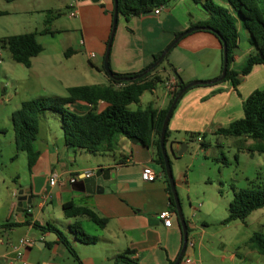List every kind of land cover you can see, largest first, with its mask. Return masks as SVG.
<instances>
[{
	"label": "crops",
	"instance_id": "1",
	"mask_svg": "<svg viewBox=\"0 0 264 264\" xmlns=\"http://www.w3.org/2000/svg\"><path fill=\"white\" fill-rule=\"evenodd\" d=\"M16 1L8 3L14 4ZM40 2L43 3V0ZM215 2L227 7L225 0H215ZM168 5L158 16L150 13L125 20L118 15L108 58L111 72L127 74L143 70L152 62L153 55L163 52L174 40L176 33H183L206 22L209 18L201 5L192 0H174L173 4L169 7ZM59 6L60 8L66 6L69 15L74 13L73 18L78 24L79 38L76 43L74 39L71 40L67 46H64L65 50L64 48L56 50L64 59L62 57L58 59L59 56L55 59L51 55H46L43 46L42 52L31 59L29 68L36 66L44 87L41 97H66L67 90L71 87L109 83V77L100 70L99 66H102L110 35L113 1L63 0ZM6 8L0 10L1 17L10 16ZM164 10H167V13L163 14ZM18 24L19 21L13 23L14 26ZM42 29L43 26L39 31L28 30L23 34L35 33L36 38V34L43 35L40 33ZM51 34L53 35V32ZM46 36L51 35L46 34ZM239 47L238 41V48L230 67L233 71L241 69L251 52L249 45L244 51ZM207 53L213 55L211 61L206 59ZM168 57L167 61H163L154 72L161 76L162 82L149 91L150 95L145 99L144 105H151L157 110L164 109L168 105L172 94L168 87H172L174 91L177 81L170 66L176 70L182 82L200 83L186 90L175 112L171 113L167 125L170 135L165 142L169 158L170 155L175 157L171 152L170 144L174 152L179 149L178 143L181 139L187 144V139L182 136V133L187 131L224 137L217 135L216 131L228 128L232 122L242 117L244 100L252 91L264 85V65L255 66L251 73L242 79L236 90L229 82L214 83L221 72V51L216 38L203 31H195L183 36L170 50ZM184 57H193V59L185 62ZM83 58L87 63L92 60L93 65H86ZM186 69L191 71L185 74ZM160 89L162 93L158 94ZM146 93L147 91L140 96V105H143L141 102ZM104 107L103 102L97 105L98 110ZM89 109L90 106L82 102H75L70 106V110L76 114H84ZM44 114L43 119L40 117L38 133L32 144L33 150L38 154L33 166L28 169L26 156L23 153L19 152L15 157L16 159L23 154L25 169L21 176L11 177V181L18 185L20 190H30L33 201L31 206L19 211L15 189L12 193L14 199L8 200L4 205L5 214L0 218V225L6 222L17 224L6 230L0 228V233L4 234L3 238L7 241L6 244H10L9 238L15 235L19 240L29 237L30 243L24 249L22 256V260L26 263L30 259L35 264H77L64 246L57 242L55 234H42L32 226L36 222L41 226L50 224L58 229L73 247L81 264H129L122 259L116 260L117 256H123L136 264H175L182 250V232L170 205L168 183L161 169L154 162L153 149L126 138H121L118 149L110 153L91 154L80 149H69L63 141L60 119L56 125H52ZM198 120L203 123L200 127L197 126ZM43 122H46V125H42ZM197 140L200 141V138L197 137ZM169 163L171 166L170 159ZM143 166H149L159 177L153 182H143L141 180ZM98 169H114V191L91 194L86 191L71 190L66 185L70 179L79 180L83 175H91ZM52 175L56 176L54 186L48 183ZM183 184H187L186 176L180 174L175 188ZM69 201L85 206L99 217L106 219V225L99 228L85 218H65L61 206ZM164 210L173 213L169 228L164 227L157 217L158 213ZM76 220L85 233L97 238L94 245L81 244L70 232L69 225ZM186 225V238L190 241L188 222ZM3 243V239L0 238V245ZM16 246L0 255L2 263L9 261L8 264H18L13 262ZM32 246H36L38 252L34 259L30 258ZM187 252L192 254V251H188V247H185L177 264H194L190 257L184 259ZM186 260H189V263Z\"/></svg>",
	"mask_w": 264,
	"mask_h": 264
},
{
	"label": "trees",
	"instance_id": "2",
	"mask_svg": "<svg viewBox=\"0 0 264 264\" xmlns=\"http://www.w3.org/2000/svg\"><path fill=\"white\" fill-rule=\"evenodd\" d=\"M116 1L118 15L128 20L131 17L149 15L159 7L164 8L170 0ZM192 1L199 3L209 17L206 22L197 26L209 28L206 32L216 38L220 51L221 40L226 46V74L222 80H217L219 76L213 82H229L236 90L242 79L249 75L255 66L264 65V0H225L227 7L218 5L215 0ZM45 23L47 25L49 21L46 20ZM240 30L247 32V42L252 50L241 69L233 71L230 67L234 53L238 48ZM40 33L51 34L47 27H44ZM180 34L182 33H176L175 38ZM1 48L8 51L13 62L25 68H29L31 59L42 52V46L36 41L35 33L7 36L1 40ZM169 53L170 51L151 70L149 67L157 61L162 52L153 55L149 66L139 72L127 74L112 72V77L109 78L107 85L71 87L67 90L66 97H39L22 101L19 108L10 117L16 150L13 159L19 152L23 153L26 156L28 169L33 166L38 154L33 150L32 144L38 133L40 117L46 112H53L60 116V129L67 148L80 149L91 154L110 153L118 149V142L121 138H126L131 142L153 149L154 162L165 177L159 148L161 126L169 106L186 83L180 80L176 70L170 66V70L177 80L176 89L172 92L168 105L164 109L157 110L148 105L143 109L132 111L128 107L131 104H138L140 96L145 91H152L162 82L161 76L154 72L163 61H167ZM90 64L93 65L91 62ZM100 70L104 71L103 67ZM119 84H121L120 87H118ZM182 96L178 98L176 104ZM75 102L85 103L90 106V109L84 114H76L70 110V106ZM100 102L105 104L102 110L97 109ZM216 134L224 137L250 139L252 141L249 146L251 152L264 153V87L252 91L244 100L240 119L232 122L228 128L219 129ZM169 135L167 126L165 142ZM165 181L167 183V180ZM232 191L233 195L228 205L227 217L223 221L224 224L234 221L243 222L252 212L264 208L263 187L238 190L233 188ZM168 193L170 205L174 210L169 186ZM61 209L67 219L85 218L99 228L106 225V219L99 217L89 208L76 205L72 201L63 203ZM16 225L6 222L0 225V228L6 230ZM32 226L42 234H55L57 242L64 246L69 256L77 264H81L73 247L58 229L50 224L41 226L36 222ZM69 230L81 244L94 245L97 242L95 236L84 232L77 220L69 225ZM248 244L250 249L264 255V235L262 233H254L249 238ZM115 259L136 264L123 256H117Z\"/></svg>",
	"mask_w": 264,
	"mask_h": 264
},
{
	"label": "rangeland",
	"instance_id": "3",
	"mask_svg": "<svg viewBox=\"0 0 264 264\" xmlns=\"http://www.w3.org/2000/svg\"><path fill=\"white\" fill-rule=\"evenodd\" d=\"M62 1L43 0L41 3L40 0H17L14 4H9L6 0H0V10L7 7L6 10L10 14L9 17L0 16V45L1 40L5 38L3 36L19 35L28 30L39 31L43 26L53 32V35L36 34V40L44 47L46 55L55 59L62 57L56 50H65L64 46L73 39L76 43L79 38L77 21L69 16L66 6L60 8ZM173 2L174 0H170L168 7ZM46 20L49 21L47 25ZM16 21H19V24L14 26ZM201 31L209 35L208 32ZM247 39V32L240 30L241 51L248 47ZM1 49L0 46V218L5 214L6 202L14 199L13 191L20 190V187L11 181V177L21 176L25 169L23 154L13 159L16 150L11 114L19 108L22 101L41 97L44 88L36 66L25 68L13 62L8 51ZM205 57L211 61L213 55L207 53ZM191 59L193 57H184L183 60ZM83 61L88 66L91 65L90 62L93 63L92 60L87 63L85 58ZM190 71L186 69L184 72L186 74ZM160 92L162 93V89L158 94ZM149 95L150 92L147 91L141 102L143 105L131 104L129 110L143 109L146 106L145 99ZM180 102L181 99L173 112ZM44 115H47L46 118L52 125H56L60 119L59 114L53 112H46ZM42 125H46V122ZM201 125L203 123L198 120L197 126ZM201 134L189 131L182 133L187 139L186 151L179 157L169 156L173 179L176 180L180 174H184L187 181V184L175 188L181 213L188 222V239L194 245L193 249L188 248L192 254L187 252L184 259L190 257L194 264H264V255L250 249L248 244L254 233L264 235V208L252 212L243 222L223 223L228 214L233 188H264V153L251 152L250 139ZM198 233L200 234L194 236ZM3 237L4 234L0 233L4 242L0 245V255L17 245L19 240L15 235L9 238L10 244H6L7 241ZM30 249V258L34 259L38 253L37 248L32 246ZM8 262L0 261V264ZM27 264L35 263L28 259Z\"/></svg>",
	"mask_w": 264,
	"mask_h": 264
},
{
	"label": "water",
	"instance_id": "4",
	"mask_svg": "<svg viewBox=\"0 0 264 264\" xmlns=\"http://www.w3.org/2000/svg\"><path fill=\"white\" fill-rule=\"evenodd\" d=\"M112 1H113V13H112L111 30H110L109 39H108L107 44H106V49H105L103 62H102L103 70L109 78L112 77V72L109 68V63H108L109 51H110V46H111V42L113 39L114 31H115L116 24H117V17H118L117 1L116 0H112ZM165 13H167V10L163 11V14H165ZM201 30L207 31V30H209V28L208 27H200V26L192 27L189 30H187V31L183 32L182 34H180L179 36H177L176 38H174V40L164 49V51L162 52L160 57L157 59V61H155L149 67V70L155 68L162 61L164 55L167 54L178 43V41L183 36H185L191 32L201 31ZM1 50L4 51L5 48H2ZM221 57H222L221 72H220V77L217 80H222L224 78V76L226 74V70H227L226 46L222 40H221ZM197 84H200V83L199 82L198 83L197 82L188 83L181 90H179V92L177 93V96L174 98V100L172 101L171 105L169 106V108L166 112V115H165L164 120L162 122L160 135H159V148H160L162 159H163V168H164L165 178L167 180L169 190H170L172 198H173L174 214L176 215L177 222H178V225H179L180 230L182 232V238H183L182 250H181L180 256L177 259V261L175 262V264H177L179 262V259H180L181 255L185 249V245H186V241H187V238H186L187 230H186L185 220H184L183 215L181 213L180 204H179L177 194L175 191V186L179 182L180 175L176 178V180L173 179L172 170H171V166L169 163L167 150L165 147V129L168 125L169 118L171 116V113H172L175 105H176L178 98L180 96H182L187 89H189V88H191ZM178 146H179V149L176 152H174L172 149V145L170 144L171 152L173 155H175V157L181 156L186 151V144H184V139H181L179 141ZM66 185L69 187V189L74 190V191H81V192L86 191L87 193H91V194L103 193V192L108 193L110 191H114V188H115L114 187L115 186L114 169H98L97 171H95L91 175H86V174L83 175L79 180H76L75 182H70V180H69L66 182ZM32 201H33V199L31 197L30 190H19L17 192L16 202H17V208L19 211H22L23 209H26L28 206H31ZM28 216H31V215H28Z\"/></svg>",
	"mask_w": 264,
	"mask_h": 264
},
{
	"label": "built area",
	"instance_id": "5",
	"mask_svg": "<svg viewBox=\"0 0 264 264\" xmlns=\"http://www.w3.org/2000/svg\"><path fill=\"white\" fill-rule=\"evenodd\" d=\"M163 10V7H159L153 10L152 14L155 16H158L160 12ZM70 17L74 16V13H70ZM121 84L118 85L120 87ZM168 90L170 93L173 92L172 87H168ZM89 175V174H86ZM159 175L155 173L149 166H143L142 171H141V180L143 182H153L155 181ZM78 180L77 178L70 179V182H75ZM56 182V176L52 175L51 178L49 179V185L54 186ZM173 213L170 210H164L158 213L157 217L161 221L162 225L166 228H169L171 225V218H172ZM30 243V238H22L18 241L17 246L14 248V259L13 262H16L18 264H27L24 260H22V256L24 253V249L27 247V245ZM185 247L192 248L193 247V242L191 241H186ZM187 263H189V260H186Z\"/></svg>",
	"mask_w": 264,
	"mask_h": 264
}]
</instances>
